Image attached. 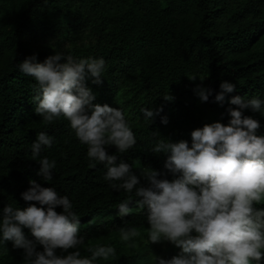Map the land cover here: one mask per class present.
I'll return each instance as SVG.
<instances>
[{
    "label": "trees",
    "instance_id": "1",
    "mask_svg": "<svg viewBox=\"0 0 264 264\" xmlns=\"http://www.w3.org/2000/svg\"><path fill=\"white\" fill-rule=\"evenodd\" d=\"M56 53L64 54L61 63L67 55L104 59L103 83L89 77L86 84L96 95L94 103L123 111L137 141L125 153L111 146L109 154L132 165L137 175L148 166L164 171L166 156L152 151L160 138L191 147L193 130L229 123L228 109L237 107L229 103L232 97L264 101V0H0V217L8 205L28 206L21 194L36 180L71 200L85 240L78 249L82 257L91 256L89 245L116 249L115 258L94 264H153L155 256L179 255L169 242H147V214L134 203V193L132 213L123 220L114 214L129 194L105 180L106 166L89 160L88 146L66 118L45 124L35 113L38 84L19 64L31 56L43 63ZM223 81L235 84L236 91L225 93L221 104L215 96ZM201 84L214 90L207 102L194 92ZM166 94L174 99L165 100ZM161 108L152 122L141 111ZM242 111L260 122L257 134L264 136V115ZM39 132L54 138L40 154L56 161L51 182L37 175L40 164L32 159ZM132 227L141 236L121 241L119 230ZM24 232L34 239L29 229ZM0 264H24L23 250L0 238Z\"/></svg>",
    "mask_w": 264,
    "mask_h": 264
},
{
    "label": "clouds",
    "instance_id": "2",
    "mask_svg": "<svg viewBox=\"0 0 264 264\" xmlns=\"http://www.w3.org/2000/svg\"><path fill=\"white\" fill-rule=\"evenodd\" d=\"M64 58V54L56 53L39 63L34 62L36 56H31L19 64V70L38 84L35 113L45 124L61 116L66 118L76 137L88 146L89 160L106 166L105 180L115 181L111 184L114 190L129 194L118 205L122 220L133 211L129 205L134 193V203L147 214V242H169L181 249L171 259L153 257V264H262L264 207L257 205H264V136L257 134L260 122L245 116L242 110L264 115V101L232 97L229 103L237 107L228 109L229 123L215 122L193 130L191 147L184 140L174 143L160 138L152 151L166 156L165 170L148 166L137 175L132 165L118 162V157L108 152L115 146L125 153L137 143L123 111L94 103L96 95L86 84L89 77L96 85L103 83L104 59L74 60L67 55V62L61 63ZM220 89L215 100L223 104L225 93L236 91V85L223 81ZM213 91L202 84L194 89L201 102H207ZM164 99L171 101L174 97L166 94ZM141 111L152 122L163 109ZM162 123H168L166 117ZM53 139L39 132L31 145L32 159L40 164L37 175L46 182L54 178L56 161L40 154L52 147ZM21 195L28 206L3 208L0 238L23 250L24 264H94L97 259L115 258L116 249L111 245H89L86 251L91 256H81L78 249L85 240L80 235L79 216L67 195L36 180H31L29 189ZM58 207L62 212L56 210ZM24 229H29L34 239H29ZM119 231L123 242L141 236L136 227ZM72 249L76 250L69 251ZM58 251L67 254L58 255Z\"/></svg>",
    "mask_w": 264,
    "mask_h": 264
},
{
    "label": "rangeland",
    "instance_id": "3",
    "mask_svg": "<svg viewBox=\"0 0 264 264\" xmlns=\"http://www.w3.org/2000/svg\"><path fill=\"white\" fill-rule=\"evenodd\" d=\"M116 213H118V212H115L114 214H116ZM108 216H109V215H108ZM108 216H106L105 219H107ZM177 252L180 253L181 251H180L179 249H177Z\"/></svg>",
    "mask_w": 264,
    "mask_h": 264
}]
</instances>
